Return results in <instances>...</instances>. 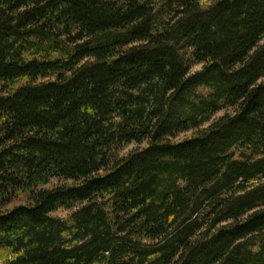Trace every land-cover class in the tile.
<instances>
[{
  "label": "trees",
  "instance_id": "trees-1",
  "mask_svg": "<svg viewBox=\"0 0 264 264\" xmlns=\"http://www.w3.org/2000/svg\"><path fill=\"white\" fill-rule=\"evenodd\" d=\"M206 1L0 0V264H264V0Z\"/></svg>",
  "mask_w": 264,
  "mask_h": 264
},
{
  "label": "rangeland",
  "instance_id": "rangeland-1",
  "mask_svg": "<svg viewBox=\"0 0 264 264\" xmlns=\"http://www.w3.org/2000/svg\"><path fill=\"white\" fill-rule=\"evenodd\" d=\"M212 1H214V0H207L206 1V3H207V5H209V3H211ZM201 70V66H198V67H195L194 69H193V73H196V72H198V71H200ZM228 113H233V110H229V111H223V112H221V113H219L217 116H216V119H219V118H221V117H223L224 115H226V114H228ZM191 133H189V134H187V135H190ZM146 146V143L145 144H142V145H138V144H133V145H131L124 153H128V152H130V151H133V150H138V149H142V148H144ZM58 180H56V179H54L53 181H52V185H56V184H58ZM18 204V203H17ZM56 216H58V217H60V218H62V219H67L68 217H69V213L68 212H63V213H59V214H57Z\"/></svg>",
  "mask_w": 264,
  "mask_h": 264
}]
</instances>
